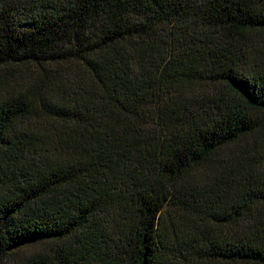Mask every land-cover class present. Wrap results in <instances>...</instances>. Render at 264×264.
Listing matches in <instances>:
<instances>
[{"label": "trees", "instance_id": "trees-1", "mask_svg": "<svg viewBox=\"0 0 264 264\" xmlns=\"http://www.w3.org/2000/svg\"><path fill=\"white\" fill-rule=\"evenodd\" d=\"M0 264H264V0H0Z\"/></svg>", "mask_w": 264, "mask_h": 264}]
</instances>
